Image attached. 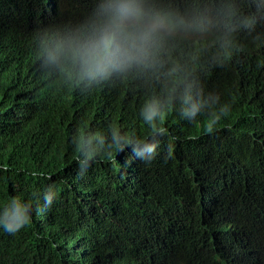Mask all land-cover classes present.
I'll list each match as a JSON object with an SVG mask.
<instances>
[{
	"label": "trees",
	"instance_id": "obj_1",
	"mask_svg": "<svg viewBox=\"0 0 264 264\" xmlns=\"http://www.w3.org/2000/svg\"><path fill=\"white\" fill-rule=\"evenodd\" d=\"M152 2L190 17L226 0ZM97 5L0 0V219L30 213L14 233L0 226V264H264V37L239 30L230 43L217 18L161 39L150 51L159 63L78 87L49 62L51 34L71 35ZM153 106L167 114L154 138L141 116ZM193 106L201 114L183 118ZM112 129L158 139L155 158L101 152L81 175L80 133L98 143Z\"/></svg>",
	"mask_w": 264,
	"mask_h": 264
},
{
	"label": "clouds",
	"instance_id": "obj_2",
	"mask_svg": "<svg viewBox=\"0 0 264 264\" xmlns=\"http://www.w3.org/2000/svg\"><path fill=\"white\" fill-rule=\"evenodd\" d=\"M98 5L88 24L76 23L77 28L71 35L62 37L66 25L56 27L51 36L56 38L48 50L49 62L58 67L60 74L75 86H100L109 81L114 74L124 73L133 65H139L151 56V49L164 37L172 36L180 30L192 28L207 31L214 26L217 18L225 25V36L231 40L239 30L254 34L255 41L262 40L264 34L256 32L257 26L264 23V0H249L252 11L244 12L240 8V0H226L215 14L208 9H196L190 17L175 10L157 9L152 0H94ZM195 41L204 40L207 35L203 32L188 35ZM228 53L219 67L225 66L231 57ZM218 102L219 97L216 96ZM226 114V109H221ZM215 114V105L207 112ZM200 109L193 106L183 113V118L194 121L200 115ZM155 106L146 112L141 110L143 120L151 129V137L164 135V129L158 128L156 121L166 117ZM212 132L213 128H206ZM96 137L80 133V142L76 145L79 153L80 174L83 175L95 157L101 152L125 151L131 148L132 157L150 164L156 156L159 146L158 139H139L122 136L112 129L110 138ZM54 194L45 196V208L51 207ZM27 209H17L5 212L0 219V226L10 233L24 227L29 221Z\"/></svg>",
	"mask_w": 264,
	"mask_h": 264
}]
</instances>
